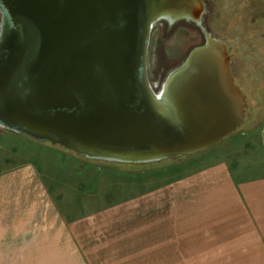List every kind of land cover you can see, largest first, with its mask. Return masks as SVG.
Wrapping results in <instances>:
<instances>
[{
	"label": "rangeland",
	"instance_id": "rangeland-1",
	"mask_svg": "<svg viewBox=\"0 0 264 264\" xmlns=\"http://www.w3.org/2000/svg\"><path fill=\"white\" fill-rule=\"evenodd\" d=\"M202 1L200 25L155 24L150 83L208 33L228 46L245 123L205 151L146 163L86 158L0 128V264H264V237L241 219L250 207L231 195L264 177V0ZM25 165L33 171L18 181Z\"/></svg>",
	"mask_w": 264,
	"mask_h": 264
},
{
	"label": "water",
	"instance_id": "water-1",
	"mask_svg": "<svg viewBox=\"0 0 264 264\" xmlns=\"http://www.w3.org/2000/svg\"><path fill=\"white\" fill-rule=\"evenodd\" d=\"M205 10L202 0H0V126L122 163L217 145L246 120L227 44L204 33L161 97L147 73L154 23L200 25Z\"/></svg>",
	"mask_w": 264,
	"mask_h": 264
},
{
	"label": "crops",
	"instance_id": "crops-1",
	"mask_svg": "<svg viewBox=\"0 0 264 264\" xmlns=\"http://www.w3.org/2000/svg\"><path fill=\"white\" fill-rule=\"evenodd\" d=\"M12 132V131H10ZM14 133V132H12ZM16 135H20L18 133H14ZM23 136V135H20ZM25 137V136H23ZM27 138V137H25ZM30 139V138H28ZM31 141H34L32 139H30ZM37 144H42L40 142L34 141V143ZM35 143V144H36ZM32 168L29 167V165H25L23 166V168L18 169L17 171L13 172L12 174L16 175V178H18L20 180L24 179L25 175L29 176L28 174H30L32 172ZM30 177V176H29ZM232 197H236V199L238 200V204L241 205V200L240 198H243L242 200H246V205H248L250 208V211L252 212V214L249 216V219H246L245 216H242L241 219L244 220L245 222H247V224L249 223L251 226V232H253V236L255 238H259L261 239L262 237H264V177L260 178V179H255L253 182H249V183H240V185L238 186V184L233 187L232 189ZM255 199L256 200V206L257 209L252 208L251 205L254 204L253 202H251V200ZM243 204V201H242ZM255 210V211H254ZM234 213V212H232ZM242 214V213H241ZM232 215H237V217L239 214H232ZM242 229V226L238 223L237 224V230L238 232ZM241 236V235H240Z\"/></svg>",
	"mask_w": 264,
	"mask_h": 264
},
{
	"label": "bare ground",
	"instance_id": "bare-ground-1",
	"mask_svg": "<svg viewBox=\"0 0 264 264\" xmlns=\"http://www.w3.org/2000/svg\"><path fill=\"white\" fill-rule=\"evenodd\" d=\"M177 17H173V16H170V15H165L164 16V18H161V19H159L158 21H156L155 23H154V25L152 26V29H151V33H152V31H153V29H154V26H155V24H157V23H160V22H165V23H167V24H169L170 26H172V25H174L175 23H177V22H182V21H184V22H187V23H193V24H196V23H198V20L199 19H190V18H188V17H185V18H182V19H176ZM176 19V20H175ZM197 25V24H196ZM191 26V25H190ZM150 33V34H151ZM150 38H151V35H150ZM195 45V44H194ZM195 46H197V45H195ZM187 58V57H186ZM183 64V63H182ZM181 64V65H182ZM180 65V66H181ZM180 66H178V67H180ZM178 67H176L175 69H172L170 72H168L167 73V75H165V77L164 78H162L160 81H159V85L157 86V87H155L154 88V86H152V84L150 83V80H149V77H148V80H149V83H150V86H151V88H152V90H153V92L157 95V97H161L160 95H161V90H162V87H163V84L165 83V81H166V79H167V77L170 75V73H172L174 70H176ZM147 73H148V62H147ZM231 73H232V71H231ZM0 128H2L1 126H0ZM235 132V131H234ZM232 134V133H231ZM230 134V135H231ZM229 136V135H228ZM228 136H226V137H228ZM225 137V138H226ZM223 140V139H222ZM221 140V141H222Z\"/></svg>",
	"mask_w": 264,
	"mask_h": 264
}]
</instances>
